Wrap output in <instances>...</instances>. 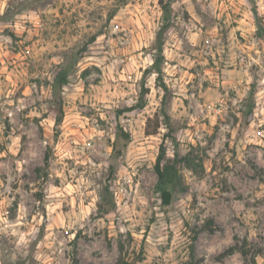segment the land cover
Wrapping results in <instances>:
<instances>
[{
  "label": "rangeland",
  "instance_id": "374dc122",
  "mask_svg": "<svg viewBox=\"0 0 264 264\" xmlns=\"http://www.w3.org/2000/svg\"><path fill=\"white\" fill-rule=\"evenodd\" d=\"M172 8L0 0V264H264V0Z\"/></svg>",
  "mask_w": 264,
  "mask_h": 264
},
{
  "label": "trees",
  "instance_id": "16d2710c",
  "mask_svg": "<svg viewBox=\"0 0 264 264\" xmlns=\"http://www.w3.org/2000/svg\"><path fill=\"white\" fill-rule=\"evenodd\" d=\"M175 0H159V4L162 10V19L161 23L159 25V29L156 34V38L154 41L153 49L155 53L153 54V65H152V70L159 74V76L162 74V63L164 62V56H163V47H164V40H165V35L169 31V29L173 25V2ZM254 16L257 21V28H258V34L261 38H264V23L259 15L258 10H254ZM67 75L65 73H60L56 77V83L63 88L67 85ZM143 96V94H142ZM142 106V105H141ZM140 106V107H141ZM161 116H157L158 120L157 121V127L154 131L149 129V123L151 122V119L148 121V125L146 127V134L148 136L155 135L158 133V129L162 126L165 125L167 128H169V114L166 111L165 108L162 109L161 111ZM58 120V124H59ZM169 134V133H168ZM166 136L169 137V135H165V139L163 143L161 144L160 147V152L155 164V171L158 176V191L160 193L162 203L164 206H169L171 205L173 201V193L167 188V177L164 169V160L166 157V146H165V141H166ZM131 141V134L129 132H126L124 128L121 125H118V132L116 136V141L113 145V150L115 155H121L124 148L128 146V144ZM182 162H184L186 165L189 166V159L187 157H184L182 159ZM111 170L113 171V165L111 166ZM103 206H105V203L102 198V203L100 204V208L102 209Z\"/></svg>",
  "mask_w": 264,
  "mask_h": 264
},
{
  "label": "built area",
  "instance_id": "2783aa9c",
  "mask_svg": "<svg viewBox=\"0 0 264 264\" xmlns=\"http://www.w3.org/2000/svg\"><path fill=\"white\" fill-rule=\"evenodd\" d=\"M216 113H221L222 112V108L221 107H218V108H216V111H215Z\"/></svg>",
  "mask_w": 264,
  "mask_h": 264
}]
</instances>
